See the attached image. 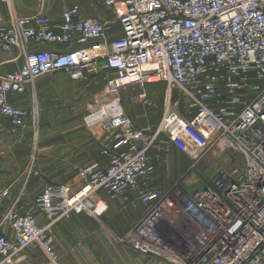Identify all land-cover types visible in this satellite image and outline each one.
I'll list each match as a JSON object with an SVG mask.
<instances>
[{
	"label": "built area",
	"instance_id": "built-area-1",
	"mask_svg": "<svg viewBox=\"0 0 264 264\" xmlns=\"http://www.w3.org/2000/svg\"><path fill=\"white\" fill-rule=\"evenodd\" d=\"M103 2L123 37L101 63L102 45H86L104 37L105 25L79 17L76 7L54 28L41 16L0 20V50L24 54L20 68L0 74V123L23 128L29 112L9 97L59 71L76 80L104 76L112 98L129 86L162 82L180 90L185 112L168 107L151 131L133 127L116 99L97 110L88 106L85 124L113 132L126 148L111 155L106 167H77L83 184L76 190L46 187L35 200L46 226L32 213L8 209L0 227L13 236L0 232V264H14L31 244L40 246L47 264H57L54 224L85 212L97 218L106 211L95 198L99 192L113 199L132 190L145 212L119 241L137 254L167 264H264V0ZM169 146L193 159L230 152L242 164L220 168L192 193L138 191Z\"/></svg>",
	"mask_w": 264,
	"mask_h": 264
},
{
	"label": "crops",
	"instance_id": "crops-1",
	"mask_svg": "<svg viewBox=\"0 0 264 264\" xmlns=\"http://www.w3.org/2000/svg\"><path fill=\"white\" fill-rule=\"evenodd\" d=\"M74 7L78 8L79 17L105 25L104 37L86 45H102L101 63L110 53L111 44L123 37L114 12L103 0H0V20L8 24L13 18L41 16L54 28L60 24L61 15ZM37 47L53 48L52 45ZM27 48L31 50L34 46ZM23 62V53L10 54L0 50L1 75L20 68ZM104 88V76L76 80L67 72L59 71L27 85L22 94L9 97L13 105L27 110L29 116L26 125L19 130H13L6 121L0 123V221L7 210L13 208L18 213L36 215L39 225L46 226L45 217L35 207L36 198L46 187L67 185L76 190L83 184L75 172L77 167L92 163L106 167L111 155L126 148L125 140L117 139L113 132H105L99 125L88 127L84 122L88 106L97 110L114 99L129 117L125 102L119 97L101 100L95 93L101 89L104 92ZM126 88L122 89L125 93L134 90ZM90 97L95 99L94 103H89ZM161 119L151 123L146 114L139 115L134 118L135 128L152 131ZM167 148H170V156L180 152L172 146ZM153 165L147 184H141L138 191H145L152 184L158 162ZM95 198L105 203L106 211L102 216L110 224L101 223L89 214L72 216L54 224L50 236L58 257L57 264H167L141 256L120 242L118 238L126 232L131 219L124 215L120 224L111 215L104 216L109 201L102 192ZM142 217L143 212L137 214L135 222ZM0 232L9 238L13 236L6 226H1ZM47 263L48 257L40 246L31 244L14 264Z\"/></svg>",
	"mask_w": 264,
	"mask_h": 264
},
{
	"label": "rangeland",
	"instance_id": "rangeland-1",
	"mask_svg": "<svg viewBox=\"0 0 264 264\" xmlns=\"http://www.w3.org/2000/svg\"><path fill=\"white\" fill-rule=\"evenodd\" d=\"M126 89L134 90L130 93H125L122 90L116 98L119 97L125 102L133 127H135L134 118L139 115L146 114L150 122L154 123L156 119L162 118L168 107L179 113L185 112L186 105L183 94L177 88L169 87L165 83L129 86ZM95 93L101 96V100L114 99L106 94L105 88L104 92L101 89ZM101 93L103 94L101 95ZM92 97H90L91 101L89 103H94L95 99L93 100ZM238 164H242V159L230 154V152H223L218 157L213 152H207L197 159H193L182 152L173 153L171 156L168 153L165 159L158 162L156 169L154 168L153 181L150 187L157 189L161 194L176 188L186 193H192L195 190L203 189L220 168L230 170ZM124 197L112 199L106 196L109 201V208L104 216L111 215L120 224L123 223L122 216L124 215L131 219V222L127 223L129 224L128 229L126 228L124 234H120L118 240H122L137 225V222H135L137 214L143 212L144 215L145 212V208L137 203V190L127 192ZM101 216L97 219L101 223L109 225L110 223L106 222L107 220Z\"/></svg>",
	"mask_w": 264,
	"mask_h": 264
}]
</instances>
